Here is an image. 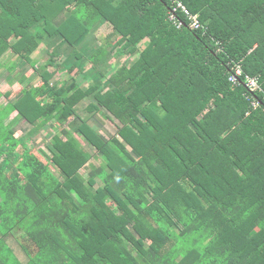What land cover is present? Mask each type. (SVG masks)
<instances>
[{"label":"trees","instance_id":"1","mask_svg":"<svg viewBox=\"0 0 264 264\" xmlns=\"http://www.w3.org/2000/svg\"><path fill=\"white\" fill-rule=\"evenodd\" d=\"M181 1L0 0V264H264V0Z\"/></svg>","mask_w":264,"mask_h":264},{"label":"rangeland","instance_id":"2","mask_svg":"<svg viewBox=\"0 0 264 264\" xmlns=\"http://www.w3.org/2000/svg\"><path fill=\"white\" fill-rule=\"evenodd\" d=\"M98 27V28H97ZM96 27V29H94L92 31V33L95 32L96 30V34H92L90 33L88 35V38L86 39V41L84 42V45L85 44H88V46H92L93 43H101V42H105L106 41V36H104L103 34L102 35H98L97 33H101V32H107L108 29L107 27L104 28V26H98ZM105 34V33H104ZM99 37H98V36ZM92 37V38H91ZM91 39V40H90ZM86 47V46H84ZM86 52V51H84ZM38 53H40L39 51L36 52L34 54V57L38 56ZM8 55V53H6ZM5 54V55H6ZM4 55V57H5ZM11 57H8L6 59V61L4 62V65H2V67L0 68V92L2 93L1 97H0V103L2 104H6L8 103L9 99H11V97H13V95H15L16 93H18L22 88L24 87H29L30 85H32L34 83V80L38 74V71H34L27 63L25 62H18V65L16 66V68L12 71H9L8 70V67H7V62L11 64ZM136 57L132 56V60L135 59ZM13 60V59H12ZM3 61V59H2ZM119 61L123 62L124 59L122 57L119 58ZM41 64H43V61L40 60L38 63H37V66H40ZM26 77L25 78V81L24 83H19L18 79L20 77ZM69 74L67 71L65 70H59L54 78V81H62V80H65V79H69ZM91 81V80H90ZM19 83V84H18ZM7 91H10L11 92V95L10 96H7L6 95V92ZM89 99H86L84 101H82L81 105L78 106V110L79 111H85V105L88 103ZM86 113V111L84 112ZM16 115V113H13L8 119L5 120V123H7L8 121H10V119H12L14 116ZM105 121V123L107 124V128L109 129V131L112 133L115 131L116 129V123H114L113 121H109L107 120V118H104L103 119ZM69 121H67L64 125L65 127L67 128H70V125L68 124ZM24 121H20L18 123V125L16 126V128L18 129V131L16 132L17 136H21L22 133H23V127H24ZM46 135H41L40 134V138H39V149L43 152V153H47L48 154V150H47V145L49 144V141H50V138L53 134L57 133V132H60V130L56 127V128H53V126H50L47 131H46ZM77 139H78V142L81 146H86L85 144V139L83 136H77ZM91 162L92 163H95L96 160L95 158H92L91 159ZM86 168L85 167L82 171L83 173H85V176H88L87 172H86ZM16 234H17V237L20 241H24V233L20 230V229H17L16 231ZM17 253L18 255L21 257V258H24L23 257V254L20 250L17 249Z\"/></svg>","mask_w":264,"mask_h":264},{"label":"built area","instance_id":"3","mask_svg":"<svg viewBox=\"0 0 264 264\" xmlns=\"http://www.w3.org/2000/svg\"><path fill=\"white\" fill-rule=\"evenodd\" d=\"M171 2V8H169V19L176 25L177 28H181L182 26L186 25L183 20H181L178 16H176V13L182 12L181 14L185 16L188 20V26L191 29H199L202 27L201 22L199 21V17H197V14L192 13L186 5L181 0H170ZM236 72L233 73L230 77V80L236 83L238 81V77L242 74V69L239 66L235 67ZM245 83L246 86L251 91H256L260 89L259 80L257 77L252 76H245ZM259 105V101L253 100L252 106L255 108Z\"/></svg>","mask_w":264,"mask_h":264},{"label":"crops","instance_id":"4","mask_svg":"<svg viewBox=\"0 0 264 264\" xmlns=\"http://www.w3.org/2000/svg\"><path fill=\"white\" fill-rule=\"evenodd\" d=\"M8 53V52H7ZM8 57H11L10 59H14L13 58V56H12V54H9L8 53V55L6 54L5 55V57H3V61H2V64L4 65V62L6 61V59L8 58ZM7 67L9 68V66H10V63H8L7 62ZM19 84V83H18ZM84 115H86V114H84ZM20 122V121H19ZM18 122V123H19ZM92 123L96 126V127H98L97 129H100V131L102 132V133H105V132H110L109 131V129L107 128V124L105 123V121L103 120V118L99 115V118H97V117H93V120H92ZM24 127H23V131L25 132V131H27V130H29L30 128H31V125H28V124H26L25 122H24ZM18 125V124H17ZM111 133V132H110ZM106 134V133H105ZM35 137V136H34Z\"/></svg>","mask_w":264,"mask_h":264}]
</instances>
